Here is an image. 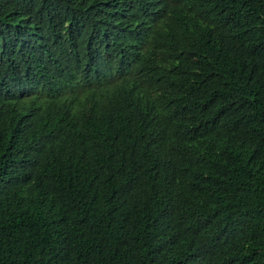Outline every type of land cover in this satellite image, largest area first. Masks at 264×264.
<instances>
[{"label":"trees","instance_id":"1","mask_svg":"<svg viewBox=\"0 0 264 264\" xmlns=\"http://www.w3.org/2000/svg\"><path fill=\"white\" fill-rule=\"evenodd\" d=\"M0 264H264V0H0Z\"/></svg>","mask_w":264,"mask_h":264}]
</instances>
